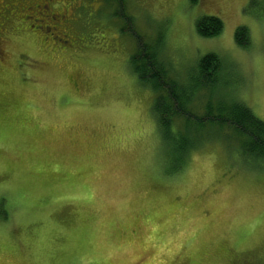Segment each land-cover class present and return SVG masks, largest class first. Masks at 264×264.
Here are the masks:
<instances>
[{
  "label": "rangeland",
  "instance_id": "374dc122",
  "mask_svg": "<svg viewBox=\"0 0 264 264\" xmlns=\"http://www.w3.org/2000/svg\"><path fill=\"white\" fill-rule=\"evenodd\" d=\"M83 1L68 49L6 47L0 264H264V159L215 136L177 164L154 93L128 65L138 43L154 42L172 77L188 81L214 52L228 69L214 95L237 97L264 122V0ZM209 14L222 31L200 37L195 21ZM21 57L37 66L17 67Z\"/></svg>",
  "mask_w": 264,
  "mask_h": 264
},
{
  "label": "trees",
  "instance_id": "16d2710c",
  "mask_svg": "<svg viewBox=\"0 0 264 264\" xmlns=\"http://www.w3.org/2000/svg\"><path fill=\"white\" fill-rule=\"evenodd\" d=\"M222 28V21L215 15H202L195 21V31L200 37L217 36ZM247 40L246 28H236L235 43L243 48L248 45ZM142 42L137 44L129 57L128 65L138 83L149 87L154 93L151 112L161 144L177 164L198 142L216 137L229 139L245 160L264 159V122L237 97H228L227 100L223 96L218 98L214 95L223 84L224 66H227L218 54H204L192 66L189 80L179 81L177 77H172L171 64L162 58V52L157 50L156 44ZM227 85L229 84L226 83L225 86ZM202 87H206V94L202 93ZM200 97L204 102L200 107L202 112L198 114L194 110V104ZM173 117L175 122H180L175 130L172 128ZM226 128L231 132L225 134L223 130Z\"/></svg>",
  "mask_w": 264,
  "mask_h": 264
},
{
  "label": "flooded vegetation",
  "instance_id": "af4514ba",
  "mask_svg": "<svg viewBox=\"0 0 264 264\" xmlns=\"http://www.w3.org/2000/svg\"><path fill=\"white\" fill-rule=\"evenodd\" d=\"M87 3V2H85ZM83 0H0V69L11 65L8 42L62 52L78 36ZM44 52V50H43ZM17 67L33 68L32 58L21 57ZM13 66V65H12Z\"/></svg>",
  "mask_w": 264,
  "mask_h": 264
}]
</instances>
